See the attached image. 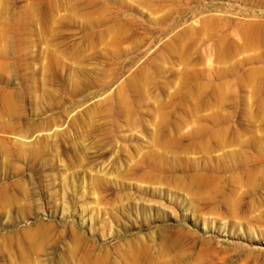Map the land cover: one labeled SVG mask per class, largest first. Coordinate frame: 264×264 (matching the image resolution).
Listing matches in <instances>:
<instances>
[{"label": "rangeland", "instance_id": "obj_1", "mask_svg": "<svg viewBox=\"0 0 264 264\" xmlns=\"http://www.w3.org/2000/svg\"><path fill=\"white\" fill-rule=\"evenodd\" d=\"M0 264H264V0H0Z\"/></svg>", "mask_w": 264, "mask_h": 264}]
</instances>
